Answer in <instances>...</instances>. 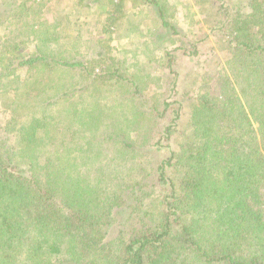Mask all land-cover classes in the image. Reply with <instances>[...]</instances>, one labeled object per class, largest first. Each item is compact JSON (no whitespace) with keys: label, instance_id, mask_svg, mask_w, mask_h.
Here are the masks:
<instances>
[{"label":"trees","instance_id":"obj_1","mask_svg":"<svg viewBox=\"0 0 264 264\" xmlns=\"http://www.w3.org/2000/svg\"><path fill=\"white\" fill-rule=\"evenodd\" d=\"M132 4L199 54L166 1ZM212 4L223 69L185 99L170 51L159 99L114 57L66 56L44 22L0 38V264H264V0ZM102 83L125 90L128 115L86 101Z\"/></svg>","mask_w":264,"mask_h":264},{"label":"rangeland","instance_id":"obj_2","mask_svg":"<svg viewBox=\"0 0 264 264\" xmlns=\"http://www.w3.org/2000/svg\"><path fill=\"white\" fill-rule=\"evenodd\" d=\"M164 1L179 32L182 31L189 43L197 45V56H189L177 36L167 39L148 7L132 4V0H124L123 10L117 14L102 13L92 6L76 7L77 0H0V38L20 31L28 35L31 25L44 22L42 28L54 30L61 46H67L64 47L66 56L84 61L106 60V63L114 57V66L139 76L146 83L144 92L159 99L169 83L164 57L170 51L177 54L174 69L178 75V97L182 94L185 99L197 79L207 72L216 75L222 71L224 44L211 37V11L215 9L212 0ZM12 15L14 18L9 20ZM81 23L85 24L80 26ZM26 47L33 49V44L26 43ZM102 67L96 65V71ZM112 88L109 83L98 85L94 92L86 87L83 97L90 101V94H94L103 110L112 108L115 117L121 112L127 114L131 103L122 100L125 90L117 88L112 92ZM108 154L115 155L112 151L103 153Z\"/></svg>","mask_w":264,"mask_h":264}]
</instances>
